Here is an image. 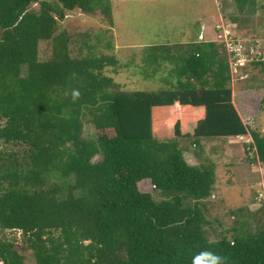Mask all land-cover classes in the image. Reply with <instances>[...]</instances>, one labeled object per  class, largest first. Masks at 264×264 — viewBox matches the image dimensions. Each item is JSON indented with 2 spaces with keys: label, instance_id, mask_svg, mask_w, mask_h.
Listing matches in <instances>:
<instances>
[{
  "label": "trees",
  "instance_id": "trees-1",
  "mask_svg": "<svg viewBox=\"0 0 264 264\" xmlns=\"http://www.w3.org/2000/svg\"><path fill=\"white\" fill-rule=\"evenodd\" d=\"M235 3L257 14L258 0ZM76 11L113 23L110 0H0V233L20 231L35 264H208L203 252L264 264V205L231 211L234 226L213 237L216 173L181 148L250 135L252 163L264 165V136L235 107L219 44L176 46L177 89L129 92L105 75L115 57H73L60 27ZM147 180L165 201L140 190ZM21 252L0 239L3 264H27Z\"/></svg>",
  "mask_w": 264,
  "mask_h": 264
},
{
  "label": "rangeland",
  "instance_id": "rangeland-1",
  "mask_svg": "<svg viewBox=\"0 0 264 264\" xmlns=\"http://www.w3.org/2000/svg\"><path fill=\"white\" fill-rule=\"evenodd\" d=\"M110 1L112 24L101 12L86 15L81 11L71 13L67 22H61L60 32L64 30L72 38L74 58L115 57L119 61L118 69L107 68L105 75L113 77L129 92L175 90L177 84L171 77L172 60L181 55V48L166 47L154 51L152 47L179 45L185 30H190L191 34L197 32L198 39L204 24L234 23L237 27L222 26L220 30L221 33L232 30L234 44L244 49L242 65L235 56L232 58L234 64H231L225 44L218 39L219 48L230 64L235 107L250 132L264 136V109L261 107L264 99V0H258L257 14L253 16L247 11L239 14L235 0ZM52 54V43H41L40 59L48 61ZM93 134L92 126L86 122L85 137L90 139ZM199 142L195 148L193 140L182 141L181 148L190 165L214 168L217 184L208 201L207 216L214 224L211 234L217 237L216 234L234 226L231 211L245 207L258 212L264 205V165L252 163L257 151L251 149L253 139L250 135L231 144L224 139ZM227 147L231 150L225 149ZM139 188L153 194L158 202L166 200L154 192L151 181L140 183ZM188 205L193 206L192 203ZM0 239L13 241L16 250L25 256L26 263L35 264L20 231L0 233Z\"/></svg>",
  "mask_w": 264,
  "mask_h": 264
},
{
  "label": "crops",
  "instance_id": "crops-1",
  "mask_svg": "<svg viewBox=\"0 0 264 264\" xmlns=\"http://www.w3.org/2000/svg\"><path fill=\"white\" fill-rule=\"evenodd\" d=\"M148 1H155V0H148ZM68 19H69V17H67L66 22L68 21ZM231 25L234 26V27H237L236 24L230 23V22H228L227 24H226V22H215L212 25L211 24L210 25L204 24L202 26V32L200 33L198 39H197V32H196V34H191L190 30H185V31L182 32V39L179 40L180 44L177 45V46H182V47L186 46L187 47V46H190V45H195L197 43H215V44H219L218 36L221 35L220 27H222V26L226 27V26H231ZM218 29H219V31H218ZM229 31L232 32V30H229ZM235 36H237V35H235ZM168 42H172V41H168ZM176 42H178V41H176ZM166 47L168 48V47H176V46H174V45H172V46H160V45H157V46L152 47V49L158 48V49H154V51H159V50H161L159 48H166ZM233 141L234 140H229V144H231V142H233ZM225 149H227L229 151L231 150V148H229V147H227ZM187 162L189 163V161H187Z\"/></svg>",
  "mask_w": 264,
  "mask_h": 264
},
{
  "label": "built area",
  "instance_id": "built-area-1",
  "mask_svg": "<svg viewBox=\"0 0 264 264\" xmlns=\"http://www.w3.org/2000/svg\"><path fill=\"white\" fill-rule=\"evenodd\" d=\"M231 33V31H223L221 35L218 36V39L225 44L231 64L233 63L232 58L235 56L239 58L237 62L242 65L241 63L244 61V49L237 44H234L235 42H233L234 39ZM253 150L256 151L255 148Z\"/></svg>",
  "mask_w": 264,
  "mask_h": 264
},
{
  "label": "clouds",
  "instance_id": "clouds-1",
  "mask_svg": "<svg viewBox=\"0 0 264 264\" xmlns=\"http://www.w3.org/2000/svg\"><path fill=\"white\" fill-rule=\"evenodd\" d=\"M74 95H77V94H74ZM200 255L211 258L210 261L208 262V264H220V262H221V258L216 256L212 252H203Z\"/></svg>",
  "mask_w": 264,
  "mask_h": 264
}]
</instances>
